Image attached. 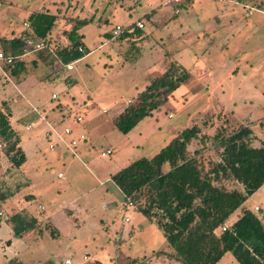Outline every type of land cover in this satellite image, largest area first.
<instances>
[{
	"label": "rangeland",
	"instance_id": "rangeland-1",
	"mask_svg": "<svg viewBox=\"0 0 264 264\" xmlns=\"http://www.w3.org/2000/svg\"><path fill=\"white\" fill-rule=\"evenodd\" d=\"M34 11L58 15L46 40L32 34L27 17ZM92 17L79 31L91 52L67 70L56 51L70 45L77 19ZM138 20L145 28L123 39ZM19 37L27 44V66L13 74L14 66L0 62V109L11 113L27 159L17 167L0 156V184L15 193L0 203V264H184L170 255L161 212L150 220L138 210L147 188L127 208L112 176L152 158L194 124L211 136L250 125L252 143L264 144V0H0V51L11 53L10 40ZM40 41L44 49H37ZM171 59L190 77L129 133L121 132L114 119ZM66 126L87 136L78 157L58 136ZM108 148L113 153L103 157ZM189 148L207 169L220 159L212 137L192 140ZM227 185L241 189L237 182ZM255 206L264 208V185L244 203ZM19 211L39 223L11 246L16 237L7 219ZM217 264L239 263L228 252Z\"/></svg>",
	"mask_w": 264,
	"mask_h": 264
},
{
	"label": "trees",
	"instance_id": "trees-1",
	"mask_svg": "<svg viewBox=\"0 0 264 264\" xmlns=\"http://www.w3.org/2000/svg\"><path fill=\"white\" fill-rule=\"evenodd\" d=\"M27 19L32 34L46 40L58 15L34 11ZM93 21L94 17L75 21L69 31L70 45L56 51V57L64 65L91 52L79 31ZM140 30L134 23L121 37L128 39ZM10 43L11 53L24 54L27 44L23 38H12ZM81 46L83 51L79 49ZM5 65L14 66L12 73L19 74L26 69L27 62L19 57ZM189 77L190 71L185 66L177 60H169L166 70L149 80L136 96V102L114 119L115 126L121 132L129 133L152 111L159 109ZM10 119L11 113L0 109V139L6 143L3 152L12 164L20 167L27 157L21 149V137ZM252 134L250 125H241L230 134L220 129L211 136L204 133L200 125L194 124L180 131L152 158H140L112 176L125 198L139 200L142 189L147 188L146 205L138 210L150 220L158 216L157 210L161 212L158 225L169 242L170 255L176 260L184 264H217L231 252L239 264H264V222L257 213L244 207L247 199L264 185V144L254 145ZM204 137H212L220 153V159L209 169L197 157V151L191 153L189 148L192 140ZM166 165H169L168 171H164ZM231 182H237L241 189L226 186ZM14 195L0 184V203ZM239 208H242V215L228 225L227 220ZM7 221L17 238L34 230L39 223L37 217L22 211L12 214ZM225 224L228 228L223 230ZM138 261L133 259L131 262L138 264ZM9 264L26 263L12 259Z\"/></svg>",
	"mask_w": 264,
	"mask_h": 264
},
{
	"label": "built area",
	"instance_id": "built-area-1",
	"mask_svg": "<svg viewBox=\"0 0 264 264\" xmlns=\"http://www.w3.org/2000/svg\"><path fill=\"white\" fill-rule=\"evenodd\" d=\"M137 27L139 28H145V23L142 21H137L136 22ZM122 26L121 25H117L114 33L115 34H119L121 32ZM37 49H44L45 48V43L44 41H40L39 43H37L36 45ZM80 51H83V47L81 46ZM27 51V47L24 48V53ZM24 54L22 55H14L13 53H6L5 51H0V61L4 62L6 64H12L17 58L22 57ZM67 70H73L74 69V62H71L69 64L65 65ZM52 98L53 99H57L58 98V94L57 93H53L52 94ZM77 121L78 122H82L84 121V117L83 116H78L77 117ZM29 128H32V126H29ZM52 136V132L49 131L48 133V137L51 138ZM59 138L65 143L67 149L71 152V154L75 157H78V153L76 151V148L80 145L81 141H84L87 139L86 134L82 133H78L76 134V132L74 131V129L72 127L66 126L64 129L63 133H59L58 134ZM64 136H67L68 139H66ZM0 146H2L0 144ZM49 148L54 150L55 149V144L53 142L50 143ZM113 153V150L111 148H108L106 151H103L101 154L103 157H106L110 154ZM58 177L59 178H63L64 177V173L63 172H59L58 173ZM134 205V203L132 202V199L130 197L127 198V202H125V206L127 208L132 207ZM41 209H43V206H40ZM253 211L255 213H261L262 215H264V208L260 207V206H255ZM126 221H130L129 217H125ZM228 228V225L225 224L223 226V230H226ZM71 261L70 260H66V264H69Z\"/></svg>",
	"mask_w": 264,
	"mask_h": 264
},
{
	"label": "crops",
	"instance_id": "crops-1",
	"mask_svg": "<svg viewBox=\"0 0 264 264\" xmlns=\"http://www.w3.org/2000/svg\"><path fill=\"white\" fill-rule=\"evenodd\" d=\"M142 29H144V28H142ZM85 45H86V44H85ZM86 46H87V45H86ZM86 56H87V55H86ZM86 56H85V57H86ZM85 57H84V58H85ZM0 62H1V61H0ZM52 94H53V93H52ZM0 148H1V151H0V154H1V155H0V156H1V157H2L3 155L6 156V155L4 154V152H3V148H2V146H0ZM6 158H7V156H6ZM19 170H21V168H19ZM19 190H20V189H19ZM253 209H254V208H251V210H253ZM19 212H20V211H19ZM22 212H23V211H22ZM241 215H242V212H241L240 216H241ZM240 216H239V217H240ZM239 217H238V218H239ZM238 218H237V219H238ZM237 219H236V220H237ZM236 220H235V221H236ZM235 221H234V222H235ZM234 222L227 223V224L230 225V224H232V223H234ZM27 233H28V232H27ZM27 233L23 234L22 237H24ZM13 237H15V236H13ZM22 237H21V238H22ZM10 239H12V240H10V242H9V245H11V246H14V245L16 244V242L18 241V240H17V237H16L15 239H14V238H10ZM0 260H1V259H0Z\"/></svg>",
	"mask_w": 264,
	"mask_h": 264
}]
</instances>
